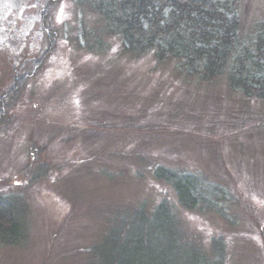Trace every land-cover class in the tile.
<instances>
[{"label": "rangeland", "instance_id": "rangeland-1", "mask_svg": "<svg viewBox=\"0 0 264 264\" xmlns=\"http://www.w3.org/2000/svg\"><path fill=\"white\" fill-rule=\"evenodd\" d=\"M44 2L0 0V98L30 74L17 99L2 101L15 107L0 119V195L20 214L21 237L0 238V264H102L91 253L115 219L145 199L177 200L157 164L227 183L242 203L236 224L178 206L182 226L206 250L224 235L225 264H264V98L238 103L227 76L201 81L152 53L133 57L119 37L88 50L100 16L73 0L50 12L61 35L37 65L48 49ZM238 7L243 32H255L264 0Z\"/></svg>", "mask_w": 264, "mask_h": 264}, {"label": "trees", "instance_id": "trees-1", "mask_svg": "<svg viewBox=\"0 0 264 264\" xmlns=\"http://www.w3.org/2000/svg\"><path fill=\"white\" fill-rule=\"evenodd\" d=\"M61 1L45 0L41 9L48 49L46 56L37 58V65L47 59L61 35L47 22ZM73 1L81 12L100 16L98 35L86 37L87 45H83L88 50L100 52L109 45L106 36L119 37L123 50L133 57L152 53L156 61L176 63L183 73L201 81L227 76L231 90L241 95L238 103L264 98V18L257 22L256 31L247 35L242 30L239 0ZM86 32L83 26V34ZM18 74L13 87L0 98V119L15 107V103L5 105L2 101L17 99L30 75L24 71ZM47 169L42 166L33 178L44 175ZM152 172L157 180L174 188L177 200L163 198L156 206H150L147 199L136 203L125 217L115 219L118 224L94 244L91 254H98L102 264H225L224 235L212 236L208 250L200 247L183 228L178 206L199 214L216 213L236 224L238 215L232 210L242 204L237 194L227 183L204 172L164 164L154 165ZM19 216L11 198L0 195L2 240L20 241Z\"/></svg>", "mask_w": 264, "mask_h": 264}, {"label": "snow or ice", "instance_id": "snow-or-ice-1", "mask_svg": "<svg viewBox=\"0 0 264 264\" xmlns=\"http://www.w3.org/2000/svg\"><path fill=\"white\" fill-rule=\"evenodd\" d=\"M17 183H19V181H17Z\"/></svg>", "mask_w": 264, "mask_h": 264}]
</instances>
